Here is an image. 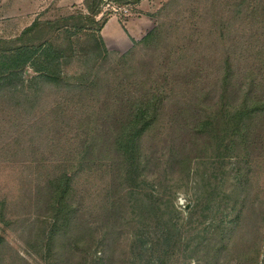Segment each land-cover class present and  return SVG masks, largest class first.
Returning a JSON list of instances; mask_svg holds the SVG:
<instances>
[{"label":"rangeland","instance_id":"obj_1","mask_svg":"<svg viewBox=\"0 0 264 264\" xmlns=\"http://www.w3.org/2000/svg\"><path fill=\"white\" fill-rule=\"evenodd\" d=\"M85 1L0 0V264H264V112L238 116L260 110L264 0ZM111 17L127 38L104 50ZM35 22L55 51L6 71ZM150 108L113 210L129 169L114 141Z\"/></svg>","mask_w":264,"mask_h":264},{"label":"trees","instance_id":"obj_2","mask_svg":"<svg viewBox=\"0 0 264 264\" xmlns=\"http://www.w3.org/2000/svg\"><path fill=\"white\" fill-rule=\"evenodd\" d=\"M91 0H86L85 1V6L87 8V10H91L92 5L90 3ZM255 2H257V0H239V3L234 2V4L237 6L236 8H233V10L231 11V13L233 15L238 14L240 12L239 9V5L240 7H245V5H247V7L251 6L250 4H255ZM262 4V3H261ZM262 7V6H261ZM264 9V8H263ZM83 18V17H82ZM215 18V17H214ZM76 16L73 15H69L63 22H68L70 20H76ZM85 20H87V18L85 17ZM106 23H104L103 25H101L100 27V32L102 31L104 25ZM216 25V23H215ZM223 26L225 28V32L229 33L230 29H227V24H218L217 26ZM66 26V25H64ZM51 28L50 24H40L39 22H35L33 25H31L30 27H28L27 29H25L22 33V35L16 40L17 43H19V46H16L14 48H10L8 50H4L9 51V57L8 60H11V62L13 63L12 65H10L9 67L4 66L6 68V71H10L14 68L13 71H16L15 69H20L22 70L24 67L29 66V63L35 67L36 62L39 60H44L47 61L50 59V57L53 54V51H55V49L52 48V46L50 45L51 40L50 39H46L44 40V35L46 33V28ZM67 27V26H66ZM227 29V30H226ZM160 34L162 35V31L159 29L152 32L151 34L146 35L141 42L144 40H147V38H151L156 36L159 37ZM100 40V44L102 45L103 49L106 50V46L104 43V39L100 36L99 37ZM4 59H6V56H3ZM224 63L226 64V69H227V75H226V81H227V87L229 88L231 86V80H233V76H234V72L232 70V65L230 63V60L224 61ZM3 67V66H1ZM2 72V70H0V73ZM11 76V75H9ZM42 78H45L46 80H53V81H57L56 79L58 78L57 74H53L50 71H45V73H43L41 75ZM223 84V83H222ZM224 86V85H223ZM225 87V86H224ZM262 96H260V98H262V101L259 102L258 105H255V107H260V110H255L252 109L251 111H247L246 109L242 110L241 112H239L238 116L239 117H251L254 113H256L257 111H259L260 113L264 112V88L263 91L261 93ZM227 97V96H226ZM238 97V95L236 94L233 97V102H235L236 98ZM152 100H150L148 103H150ZM232 102V103H233ZM247 111V112H246ZM246 113V114H245ZM140 114L142 116V119H135L134 121H131L129 125H127L125 127V129H123L124 131L121 132V134H118L117 138L115 139L114 143L115 145L118 147L117 148V153L121 152L123 154V161H126V166L129 169L126 172L125 175V181L124 178H122V180H119L118 185L116 186V188L113 190L114 193L108 198L107 201H111V206L112 209L115 210L117 209V205L118 202H122L123 201V197L121 196L120 193V188L121 185L124 182H128L131 181L133 183H136V180L138 179V176L140 175V168H142L141 164H142V155L140 153V138L143 136V134L147 131V129H149L152 126V122L149 120H146L145 116L149 117V114H151V108L147 109V110H142L140 111ZM137 117V116H136ZM152 120H153V124L156 121V118L151 116ZM210 119V117L207 118V122H204L205 124H211V121L208 120ZM141 122V123H140ZM130 129L134 130L131 131ZM127 179V180H126ZM123 187V186H122ZM245 211L250 210L249 208L247 209V206L245 207ZM253 209L254 205H253ZM256 210V209H255ZM263 209H260V215L263 214ZM75 210H70L69 213L71 214H75ZM242 212L240 213V215L238 216V219H236L235 223L232 226V223H230V230L233 231L234 229L237 231H242L244 228V222L245 224L247 223V221L242 218ZM245 216V214H244ZM68 220V219H67ZM69 221V220H68ZM68 223V222H67ZM216 231L220 232L222 230H224L225 226L223 225L222 222H219V224L216 225ZM93 233V232H91ZM223 246V245H222ZM221 251H219V258H221V252H222V248L220 249ZM213 258H215V256H213Z\"/></svg>","mask_w":264,"mask_h":264},{"label":"crops","instance_id":"obj_3","mask_svg":"<svg viewBox=\"0 0 264 264\" xmlns=\"http://www.w3.org/2000/svg\"><path fill=\"white\" fill-rule=\"evenodd\" d=\"M125 29H127L128 31L130 30L129 24H127V23L125 24ZM112 32L116 36H118L119 38H122V39L127 38V35H126L125 31L123 30V27L120 25L117 17H111L106 22L105 26L103 27V29H102V37L104 38V40L106 39V36H111ZM145 36H143L140 40H142ZM133 37H135V35H133Z\"/></svg>","mask_w":264,"mask_h":264}]
</instances>
